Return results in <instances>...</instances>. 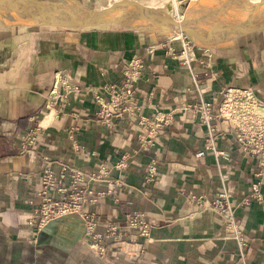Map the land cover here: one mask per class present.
<instances>
[{
  "label": "crops",
  "instance_id": "0c3cea01",
  "mask_svg": "<svg viewBox=\"0 0 264 264\" xmlns=\"http://www.w3.org/2000/svg\"><path fill=\"white\" fill-rule=\"evenodd\" d=\"M183 49L179 34L116 25L0 24V264H264V176L256 177L257 159L236 144L230 122L216 119L209 128L187 109L202 99L218 103L232 87L252 88L264 100V33L197 47L190 68L182 65ZM135 55L145 63L138 108L109 126L97 117L95 95L120 82ZM61 79L79 89L66 90ZM36 128L35 147L20 153ZM212 146L226 157L215 156ZM124 156L128 166L117 167ZM102 165L106 177H88L80 188L91 199L82 209L97 220L99 245L80 214L42 231L28 228L47 169L63 179L70 198L75 173L87 177ZM255 182L262 203L249 199ZM222 191L239 205L244 256L223 218L190 199L210 201ZM137 213L150 225L149 237L126 221Z\"/></svg>",
  "mask_w": 264,
  "mask_h": 264
},
{
  "label": "built area",
  "instance_id": "2783aa9c",
  "mask_svg": "<svg viewBox=\"0 0 264 264\" xmlns=\"http://www.w3.org/2000/svg\"><path fill=\"white\" fill-rule=\"evenodd\" d=\"M153 47H150V50ZM195 45L189 39L184 42V49L181 52L182 65L190 68L192 63L193 50ZM145 70V63L139 55H135L127 64L124 71L123 79L120 82H114L105 85L99 93L95 95L94 103L98 106L97 117L102 122L111 126L116 118H122L125 113H132L137 110V81L141 78ZM63 87L67 89L78 90V86L70 87L68 81L58 80ZM56 84V85H57ZM57 94V93H54ZM63 101V100H62ZM187 109L194 111L202 123L209 128L212 122L216 119H222L232 124V129L235 133V141L238 146L249 154H252L257 159L256 177L264 176V100L252 88H228L220 102L207 101L202 99L199 103L194 104ZM56 113L60 114V110L56 109ZM168 120V116L165 118ZM39 128L31 129L24 143L21 145L20 153L24 154L31 151L36 144ZM214 154L217 157H226L225 151L215 149ZM204 151L198 153L203 156ZM116 164L117 167L128 166L125 158ZM156 167L151 164L149 168V180L153 181L155 177ZM108 174L106 165H102L98 173H90L85 176L81 172H76V181L73 184L70 198H67L68 189L63 184V179L54 175L47 169L42 176V186L39 196V201L34 203L32 217L28 221V228L32 230L42 231L49 223L65 216L80 214L83 218L86 233L95 241V245H99L102 235L97 234V220L91 213H86L82 209V204L90 202L84 198L81 193L82 184L90 178L102 179ZM199 208L203 211H211L219 214L223 218L225 228L229 233V238L234 239L240 251L244 256L246 250V242L242 235V229L237 220L236 211L239 205L233 201L232 196L227 191L220 192L215 198L208 201L201 196L190 197ZM250 200H255L259 203L263 202V196L259 189V183H254ZM131 227L139 228L140 235L149 237L150 225L145 221L141 213L134 214L127 218ZM117 225L109 226V230L115 231Z\"/></svg>",
  "mask_w": 264,
  "mask_h": 264
},
{
  "label": "water",
  "instance_id": "95a60500",
  "mask_svg": "<svg viewBox=\"0 0 264 264\" xmlns=\"http://www.w3.org/2000/svg\"><path fill=\"white\" fill-rule=\"evenodd\" d=\"M0 24L62 28L116 25L163 36L182 34L196 47L210 49L244 35L264 33V0L196 4L182 19L130 0L100 9L77 0H0Z\"/></svg>",
  "mask_w": 264,
  "mask_h": 264
},
{
  "label": "rangeland",
  "instance_id": "374dc122",
  "mask_svg": "<svg viewBox=\"0 0 264 264\" xmlns=\"http://www.w3.org/2000/svg\"><path fill=\"white\" fill-rule=\"evenodd\" d=\"M122 1H124V0H116L115 3L122 2ZM210 1H216L217 2L219 0H196V1H193V0H143V2H145V4L147 6L161 7L162 9H165V10L166 9L171 10L175 17L180 16L181 19L184 16V13L187 12L190 7H193L196 4H203L204 2H210ZM221 1L229 2V1H233V0H221ZM104 2H106V4L109 6L111 4L110 0H105ZM176 2L179 5L178 6L179 10H177ZM179 38L184 42L187 41V39H188L185 35L179 36ZM195 48H197V47H195Z\"/></svg>",
  "mask_w": 264,
  "mask_h": 264
},
{
  "label": "bare ground",
  "instance_id": "6f19581e",
  "mask_svg": "<svg viewBox=\"0 0 264 264\" xmlns=\"http://www.w3.org/2000/svg\"><path fill=\"white\" fill-rule=\"evenodd\" d=\"M130 1H132V2H137V3H139V4H142V5H146L145 4V2H143V0H130ZM193 1H196V0H193ZM252 1H254V2H258L259 0H252ZM110 2H111V4H113V3H115L116 2V0H110ZM110 4V5H111ZM107 6H109V5H107ZM147 6V5H146ZM176 6H177V10H179V8H178V3L176 2ZM156 8H158V9H160V10H163L164 12H166V13H168L169 15H171L172 17H175L174 15H173V13H172V11L171 10H165V9H162L161 7H156ZM176 18H178V19H181V17L180 16H178V17H176ZM182 34H179V36H181Z\"/></svg>",
  "mask_w": 264,
  "mask_h": 264
}]
</instances>
